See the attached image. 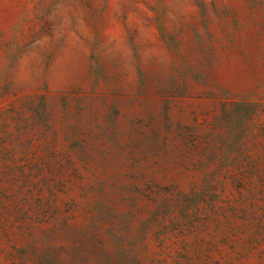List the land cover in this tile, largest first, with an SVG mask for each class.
<instances>
[{"label":"rangeland","instance_id":"1","mask_svg":"<svg viewBox=\"0 0 264 264\" xmlns=\"http://www.w3.org/2000/svg\"><path fill=\"white\" fill-rule=\"evenodd\" d=\"M0 264H264V0H0Z\"/></svg>","mask_w":264,"mask_h":264}]
</instances>
